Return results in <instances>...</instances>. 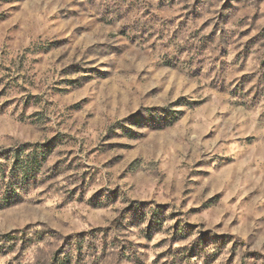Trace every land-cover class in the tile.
<instances>
[{
	"label": "rangeland",
	"instance_id": "374dc122",
	"mask_svg": "<svg viewBox=\"0 0 264 264\" xmlns=\"http://www.w3.org/2000/svg\"><path fill=\"white\" fill-rule=\"evenodd\" d=\"M0 264H264V0H0Z\"/></svg>",
	"mask_w": 264,
	"mask_h": 264
}]
</instances>
